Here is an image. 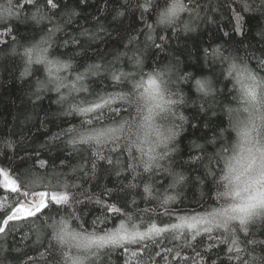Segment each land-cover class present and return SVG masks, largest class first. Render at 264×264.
I'll return each instance as SVG.
<instances>
[{
  "label": "trees",
  "instance_id": "16d2710c",
  "mask_svg": "<svg viewBox=\"0 0 264 264\" xmlns=\"http://www.w3.org/2000/svg\"><path fill=\"white\" fill-rule=\"evenodd\" d=\"M6 2L0 0V4ZM142 2L59 0L60 7L53 23L59 24L60 31L53 36L52 53L69 61L76 70H82L81 65L94 63L111 70H131L129 58L134 53L143 60L145 72L158 67L172 68V90L184 100L176 111L186 121L174 120L182 127L177 129L175 151L170 160L163 163L184 177L179 184L164 171L151 175L138 174L142 169L135 173L126 169L127 156L121 152L102 150V155L113 159L114 163L110 165L107 160L93 155L95 148L69 144L68 138L62 135L63 131L70 126L79 127L83 118L69 115L68 105L58 103L55 92L37 93L36 81L44 79L40 66L34 65L31 74L25 73L23 46L45 36V24L25 23L22 16L20 20L10 21L15 43L10 37L0 36V40L8 41L0 44V167L11 168L24 178L34 174L44 183L59 181L67 184L68 191L83 201L74 205L80 220L73 221V226L81 224L88 231L101 232L110 228L115 218L106 214L94 200H85L80 195L82 192L100 195L101 199L117 204L134 218L142 217L145 221L151 218L157 223H168L173 218L164 214L165 209L183 215L215 206L216 185L209 174L208 158L217 150L218 144L210 142L219 137L221 129L228 127L223 109L229 105L235 107L233 97L236 93L233 83L221 75L227 62L206 58L205 49L221 48L225 56L247 62L253 69L257 68L259 59H264V37L260 35L264 32V9L260 7V0H249L253 8L250 12L241 11L240 0H193L190 6L195 11L185 13L175 31L156 27L151 33L159 48L147 39L150 30L146 23L154 24L155 17L145 13L141 18V9L137 5ZM232 9L241 11L244 17L241 33L234 31L236 21ZM33 10L29 6L24 11L30 15ZM184 24H188L191 30L185 31ZM52 26L47 24V27ZM162 36L163 40L160 39ZM181 77L189 78L182 80ZM192 78L209 80L215 91L214 97H201L195 91ZM84 83L88 91L80 94L77 103L93 101L97 96H106L123 88L114 84L109 71H102ZM201 105H204L203 109ZM113 116L115 113L105 109L103 123H111ZM57 134H61L60 138L53 139ZM196 156L202 159H193ZM41 160L46 161L43 168L39 165ZM212 169L219 170L215 164ZM145 184L152 186L151 196L145 194ZM108 190L110 195H101ZM165 197L172 199L163 204ZM12 202L11 199L8 201ZM49 214L56 216V209H51ZM60 215H66L64 209H60ZM106 215L109 216L107 221ZM43 219L15 222L9 234L0 236V264H57L60 256L58 251L49 247L52 243L50 230L42 228ZM93 221H96L95 225ZM251 232L252 239L264 241V225L257 222ZM212 242L207 236L197 237L195 241L168 237L158 245L150 244L140 258L141 264H193V259L197 264H213V261L215 264H229L223 245L207 249ZM197 252L203 260L196 257ZM253 254L264 255V246L258 243ZM126 258L122 249H105L94 264H125Z\"/></svg>",
  "mask_w": 264,
  "mask_h": 264
},
{
  "label": "snow or ice",
  "instance_id": "6c2138e0",
  "mask_svg": "<svg viewBox=\"0 0 264 264\" xmlns=\"http://www.w3.org/2000/svg\"><path fill=\"white\" fill-rule=\"evenodd\" d=\"M192 3L193 0H143L139 3L137 6L141 9L142 19L145 13L155 17L154 24L146 23L150 30L147 39L159 48L151 33L156 27L175 31L182 22V16L195 11L190 6ZM29 6L34 9L30 15L24 11ZM59 7V0H7L6 4H0V28L3 29L0 36L10 37L15 43L16 36L12 35L14 28L10 21L20 20L22 16L25 23L45 24V36L23 46L22 56L26 74H31L30 69L34 65L43 69L44 79L36 81L37 93L55 92L58 103L68 105L69 115L83 118L79 127L70 126L62 135L73 147L86 145L95 148L93 155L107 160L110 165L114 163L113 159L101 154L105 148L110 152L126 154L125 168L134 173L138 169H142V173L138 174L154 175L164 171L174 177L175 183H181L184 177L172 172L163 163L169 161L175 151L177 129L182 127L174 120L186 121L176 111L184 100L172 90V68L158 67L145 72L143 60L134 53L129 58L132 61L131 70H111L98 63L81 65L82 70L74 69L69 61L52 53L53 36L60 31L59 24L53 23ZM240 7L242 12L253 10L249 0H240ZM260 7L264 9V0H260ZM232 11L236 21L234 31L241 33L244 17L241 11ZM47 24L53 26L47 27ZM184 30H191L188 24H184ZM260 35L264 37V32ZM7 43L6 39L0 40V44ZM204 54L214 61L227 62L221 75L233 83L236 93L233 97L235 107L229 105L223 109L228 127L221 129L219 137L210 142L218 144L217 150L208 158L209 174L216 185L215 206L183 215L165 209L164 214L173 218L168 223H157L151 218L147 221L142 217L134 218L117 204L101 199L100 195L82 192L80 195L85 200H94L106 214L115 218L110 228L101 232L88 231L81 224L73 226V221L80 220L74 205L83 201L68 191L67 184L59 181L56 184L51 181L44 183L34 174L24 178L11 168L0 167V236L9 234L15 222H30L43 217L42 228L50 230L52 243L49 247L58 251L60 256L57 264H94L102 250L117 248L127 254L125 264H141L140 258L150 244L158 245L168 237L195 241L201 236L213 241L207 245L208 250L223 245L229 264H264V255L253 254L255 246L258 243L264 246V241L257 242L251 238V229L256 223L264 225V59H259L257 68L253 69L247 62L225 56L221 48L205 49ZM102 71H109L114 84L122 85V90L97 96L93 101L81 100L77 103L80 94L88 91L84 82ZM188 78L181 77L182 80ZM192 79L195 91L201 97H214L215 91L209 80ZM105 109L115 113L111 123L106 125L102 120ZM95 122L101 126H96ZM60 136L57 134L53 139ZM213 164L218 172L212 169ZM39 165L43 168L46 161H39ZM92 167L95 169V162ZM144 192L151 196L152 186L145 184ZM101 195H110V190ZM10 199L12 203H8ZM171 199L165 197L163 204ZM53 208L56 209V216L49 214ZM60 209H64L66 215H60ZM108 219L106 215L105 221ZM195 255L203 260L199 252ZM193 264H197L195 259Z\"/></svg>",
  "mask_w": 264,
  "mask_h": 264
}]
</instances>
